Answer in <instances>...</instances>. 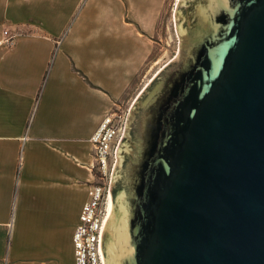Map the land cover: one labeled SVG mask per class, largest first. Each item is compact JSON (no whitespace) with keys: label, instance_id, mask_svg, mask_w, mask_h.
<instances>
[{"label":"water","instance_id":"1","mask_svg":"<svg viewBox=\"0 0 264 264\" xmlns=\"http://www.w3.org/2000/svg\"><path fill=\"white\" fill-rule=\"evenodd\" d=\"M175 21L116 153L105 264H264V0H179Z\"/></svg>","mask_w":264,"mask_h":264},{"label":"crops","instance_id":"2","mask_svg":"<svg viewBox=\"0 0 264 264\" xmlns=\"http://www.w3.org/2000/svg\"><path fill=\"white\" fill-rule=\"evenodd\" d=\"M166 0H0V264H75L92 137L132 110Z\"/></svg>","mask_w":264,"mask_h":264},{"label":"built area","instance_id":"3","mask_svg":"<svg viewBox=\"0 0 264 264\" xmlns=\"http://www.w3.org/2000/svg\"><path fill=\"white\" fill-rule=\"evenodd\" d=\"M17 35L4 30L0 37V47L13 45ZM130 112V109L121 108L109 112L92 137L97 181L93 183L91 199L82 206L79 223L73 233L75 264H105L101 253V234L112 212L109 188L118 161L116 153Z\"/></svg>","mask_w":264,"mask_h":264},{"label":"rangeland","instance_id":"4","mask_svg":"<svg viewBox=\"0 0 264 264\" xmlns=\"http://www.w3.org/2000/svg\"><path fill=\"white\" fill-rule=\"evenodd\" d=\"M178 2L179 0H166L165 2L155 34L156 49H154L151 60L146 66L147 69L154 65L153 71L162 70L178 53L180 40L175 21Z\"/></svg>","mask_w":264,"mask_h":264}]
</instances>
